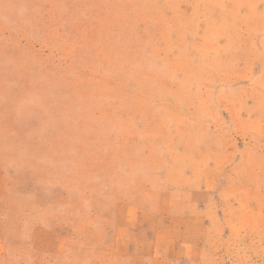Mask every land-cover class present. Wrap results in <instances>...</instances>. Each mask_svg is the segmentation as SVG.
<instances>
[{
	"label": "rangeland",
	"instance_id": "1",
	"mask_svg": "<svg viewBox=\"0 0 264 264\" xmlns=\"http://www.w3.org/2000/svg\"><path fill=\"white\" fill-rule=\"evenodd\" d=\"M0 264H264V0H0Z\"/></svg>",
	"mask_w": 264,
	"mask_h": 264
}]
</instances>
